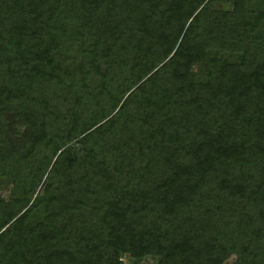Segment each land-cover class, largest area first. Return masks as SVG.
Here are the masks:
<instances>
[{"label": "trees", "instance_id": "1", "mask_svg": "<svg viewBox=\"0 0 264 264\" xmlns=\"http://www.w3.org/2000/svg\"><path fill=\"white\" fill-rule=\"evenodd\" d=\"M123 257L264 264V0H0V264Z\"/></svg>", "mask_w": 264, "mask_h": 264}, {"label": "rangeland", "instance_id": "2", "mask_svg": "<svg viewBox=\"0 0 264 264\" xmlns=\"http://www.w3.org/2000/svg\"><path fill=\"white\" fill-rule=\"evenodd\" d=\"M31 217L33 218L34 216H31ZM121 263L122 264H129L128 259L125 257H123L121 259ZM141 264H156V260L153 258H146Z\"/></svg>", "mask_w": 264, "mask_h": 264}]
</instances>
